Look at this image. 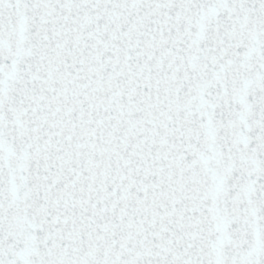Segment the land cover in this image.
<instances>
[{"label":"snow or ice","instance_id":"6c2138e0","mask_svg":"<svg viewBox=\"0 0 264 264\" xmlns=\"http://www.w3.org/2000/svg\"><path fill=\"white\" fill-rule=\"evenodd\" d=\"M0 264H264V0H0Z\"/></svg>","mask_w":264,"mask_h":264}]
</instances>
